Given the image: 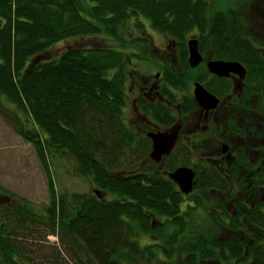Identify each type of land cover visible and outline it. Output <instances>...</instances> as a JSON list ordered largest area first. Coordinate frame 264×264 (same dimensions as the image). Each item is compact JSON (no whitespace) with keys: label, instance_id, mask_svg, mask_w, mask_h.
<instances>
[{"label":"trees","instance_id":"16d2710c","mask_svg":"<svg viewBox=\"0 0 264 264\" xmlns=\"http://www.w3.org/2000/svg\"><path fill=\"white\" fill-rule=\"evenodd\" d=\"M234 1L215 9L208 0H0V97L25 120L18 134L34 145L45 170L51 156L46 153L65 152L76 174L94 183L70 199L55 194L45 218L26 201L1 206L0 264H30L25 259L35 257L34 245L27 243L33 233L45 243L48 235L56 239L55 254L44 252L40 264H248L250 258L264 264L262 240L251 239L248 231L229 248L215 232L198 228L210 225L196 213L206 206L199 192L188 198L194 207L182 212L180 194L151 181V169L137 174L148 153L134 150L135 136L122 121L133 64L147 61L150 51L151 62H159L149 27L180 46L194 35L219 58L238 49L234 56L243 59L240 53L246 52V64L247 55L258 63L253 80L263 88L264 52L244 34L239 11L230 9L241 0ZM102 35L111 43L99 40ZM75 39L93 40L66 46L56 56V44ZM213 178L217 185L219 176ZM196 188L201 190L199 179ZM103 191L110 201L97 195ZM251 219L248 224L260 223ZM159 229L170 240L151 246ZM141 232L150 244H139Z\"/></svg>","mask_w":264,"mask_h":264},{"label":"flooded vegetation","instance_id":"af4514ba","mask_svg":"<svg viewBox=\"0 0 264 264\" xmlns=\"http://www.w3.org/2000/svg\"><path fill=\"white\" fill-rule=\"evenodd\" d=\"M262 29L264 33V22ZM147 32L153 39L159 62H151L150 51L147 61L133 64L135 67L130 69L125 86L129 95L122 108V121L135 136L134 150L148 152L137 174L149 167L151 181L165 183L168 190L171 187L180 194L182 212L194 207L188 198L199 192V198H206V206L197 207L196 213L212 224L198 228L215 232L216 238L227 242L229 248L230 242L234 243L235 237L245 231L251 239L260 238L264 246V86L261 90L257 87L252 73L258 63L247 55L250 63L246 64L243 57L246 52L240 53L243 59L235 57L238 49L228 51L226 58H219L213 49L200 45L194 35L185 43L179 42L184 44L180 46L176 39L153 32L160 36L157 44L150 27ZM255 38L249 40L263 56L264 36L255 34ZM191 40L196 41L201 57L195 67L188 62ZM215 62L237 63L242 71L223 74L217 64L209 66ZM195 89H202L213 99L200 100ZM129 103L132 117L126 119L124 111ZM173 129L177 130V136L169 153L158 160L150 158L154 136ZM179 167H187L194 173L189 194L181 193L169 178ZM214 175L220 178L217 185ZM198 179L201 190L195 189ZM209 181L212 184L207 186ZM97 195L104 201L112 199L108 192ZM242 215L251 222L256 217L260 223L248 224L250 221L246 223ZM237 222L241 225L237 226ZM156 224L154 217L152 227L156 228ZM155 238L156 235H151V246L158 243ZM255 254L260 256L256 249ZM253 263L250 258L248 264Z\"/></svg>","mask_w":264,"mask_h":264},{"label":"rangeland","instance_id":"374dc122","mask_svg":"<svg viewBox=\"0 0 264 264\" xmlns=\"http://www.w3.org/2000/svg\"><path fill=\"white\" fill-rule=\"evenodd\" d=\"M208 1L215 9L217 4L221 7H227V5L229 7L230 3H235L234 0ZM230 9L239 11L241 16V25H243L246 30L244 34L250 40L256 39L255 34L264 36L262 29L264 22V0H256L252 3H247L241 0L239 3L237 2L235 7H230ZM153 32L157 31L151 29L150 34L152 37L154 36L155 42L159 44L160 36L157 34L154 35L155 33ZM102 38L103 39L99 40L111 43V40L104 38L103 35ZM85 40L92 41L93 39ZM86 41H78L75 39L58 43L55 45V54L57 56L66 46L72 47L81 43L85 45L87 44ZM134 67L135 65L132 69ZM13 107L14 106L10 105L4 97H0V207H14L18 202L23 203L26 201L37 217L42 216L45 218V211L51 207L50 202L55 194L56 197H60L63 193H65L67 199H70L73 194H84L87 190H90L89 184L93 182L76 174L75 169L72 167L73 160H71V157L69 155L67 156L65 152L56 154L55 150H51L49 154L46 153V155L51 156H49V171L45 170L38 158L34 145L24 140L18 134L20 125L21 123H24L25 120L19 115L21 113ZM131 110L132 107L129 103L128 107L124 111V117L126 119H130L132 117ZM19 121L21 123H19ZM26 128L30 129L31 127ZM146 158H148V154ZM148 168L149 167H147V169ZM49 174L51 184L47 176ZM95 188L97 187L94 186L92 190ZM92 194L96 196L94 192ZM3 207H1L0 210H2ZM211 224L212 223L210 222V225ZM189 228L190 226L183 227L186 232L189 231ZM38 232H41V230ZM20 233H24L26 235L29 231H20ZM29 237L30 240L27 243L34 245L33 248H35V253H33V255H35V257L34 259L27 257L32 261L25 259V262H30V264H40L41 262L38 260V257L41 254L44 252L47 253V256H52V253L55 254L54 251L56 250L52 249V246L56 242V239L53 235L45 237L46 243L43 242L45 239L36 237L34 233ZM184 237H186V235H184ZM155 239L158 242L156 245H162L166 239L170 240L166 238V235L162 233L160 229L156 231ZM137 240L141 246L150 244L148 233L142 234L141 232ZM164 252L167 251L164 250ZM157 263L159 264L158 261ZM153 264H156V262ZM173 264L176 263L174 262Z\"/></svg>","mask_w":264,"mask_h":264},{"label":"water","instance_id":"95a60500","mask_svg":"<svg viewBox=\"0 0 264 264\" xmlns=\"http://www.w3.org/2000/svg\"><path fill=\"white\" fill-rule=\"evenodd\" d=\"M189 46V65L195 67L200 61L201 57L197 51V43L195 40H191L188 43ZM217 64V68L222 71L223 74L228 73L230 70H235L236 72H241L242 69L237 67V63L229 62H215L211 63L209 66ZM195 94L200 100H211L209 94H207L202 89H195ZM177 136V130L173 129L166 134H157L154 136V151L150 153L149 157L154 160L160 159L161 155L168 154L172 148V145ZM193 177L194 173L191 169L187 167H179L169 174V178L178 186L179 190L183 194H189L193 187ZM72 205L73 201L71 202Z\"/></svg>","mask_w":264,"mask_h":264}]
</instances>
